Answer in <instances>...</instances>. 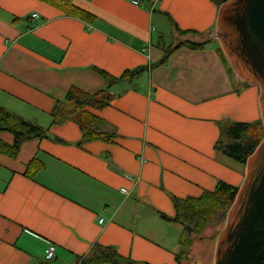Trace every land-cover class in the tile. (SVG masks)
Segmentation results:
<instances>
[{"label": "crops", "instance_id": "crops-1", "mask_svg": "<svg viewBox=\"0 0 264 264\" xmlns=\"http://www.w3.org/2000/svg\"><path fill=\"white\" fill-rule=\"evenodd\" d=\"M133 1L72 0L94 18L88 24L38 0H0V110L44 133L23 141L15 159L0 154V264H80L98 247L136 264H177L184 226L172 221L173 198H197L218 182L241 186L245 166L215 144L225 124L261 122L260 89L225 58L219 8ZM169 19L206 45L153 66L161 46L181 39ZM140 67L148 70L109 88V107L88 109L112 143L83 141L75 117L52 125L70 89L93 95L107 90L101 72L119 78ZM0 139L12 143L9 133ZM33 158L42 168L29 178ZM50 245L54 257L44 263Z\"/></svg>", "mask_w": 264, "mask_h": 264}, {"label": "trees", "instance_id": "trees-1", "mask_svg": "<svg viewBox=\"0 0 264 264\" xmlns=\"http://www.w3.org/2000/svg\"><path fill=\"white\" fill-rule=\"evenodd\" d=\"M65 16L73 17L85 23L92 24L94 18L86 12L76 8L72 0H38ZM226 0H213L219 8ZM174 33L181 38L175 46L164 49L160 61L153 66L164 64L168 57L176 50L186 48L192 51H200L205 45V38L195 32L181 31L169 19ZM152 67V66H151ZM148 70L147 67H140L133 70H126L119 78H114L101 72L103 79L107 82V90L90 95L78 89L72 88L66 94L62 102L55 103L52 112V125H61L75 117V121L82 134L83 141H103L112 143L114 134H107L97 129L98 121L88 109L102 111L110 106L112 96L108 90L111 86L120 82H131L140 77ZM9 133L12 136V143L6 144L0 139V154L15 159L19 153L23 141L43 137L44 133L35 126L28 124L6 112L0 110V135ZM263 138V126L260 121L250 124L228 123L220 128V136L215 144V149L228 159L245 166L247 159L254 153ZM42 168L41 164L33 158L27 165L25 174L29 178ZM239 188L218 182L213 191H205L197 198L176 199L173 198V205L176 211L174 222L184 226V233L179 239V251L175 256L177 264L182 263L191 250V240L200 235L207 226L222 220L233 204ZM161 217L167 219L164 215ZM191 237V238H190ZM108 262L111 264H136L116 254L110 248H97V254L89 260L81 261L80 264H99Z\"/></svg>", "mask_w": 264, "mask_h": 264}, {"label": "water", "instance_id": "water-1", "mask_svg": "<svg viewBox=\"0 0 264 264\" xmlns=\"http://www.w3.org/2000/svg\"><path fill=\"white\" fill-rule=\"evenodd\" d=\"M216 38L232 70L260 89L263 138L215 247L213 264H264V0H228L218 10Z\"/></svg>", "mask_w": 264, "mask_h": 264}, {"label": "rangeland", "instance_id": "rangeland-1", "mask_svg": "<svg viewBox=\"0 0 264 264\" xmlns=\"http://www.w3.org/2000/svg\"><path fill=\"white\" fill-rule=\"evenodd\" d=\"M227 213L224 214L222 220H218L216 223L207 226L200 235L192 238L191 250L185 260L180 264L214 263L216 240L220 231L225 226Z\"/></svg>", "mask_w": 264, "mask_h": 264}, {"label": "built area", "instance_id": "built-area-1", "mask_svg": "<svg viewBox=\"0 0 264 264\" xmlns=\"http://www.w3.org/2000/svg\"><path fill=\"white\" fill-rule=\"evenodd\" d=\"M134 4H138V1H133ZM32 17H37L36 15H33ZM121 192L125 193L126 190L121 189ZM103 220H99V224L102 223ZM54 252H55V247L54 245H50L48 246L45 251H44V256H43V260L44 263H50V261L53 259L54 257Z\"/></svg>", "mask_w": 264, "mask_h": 264}]
</instances>
